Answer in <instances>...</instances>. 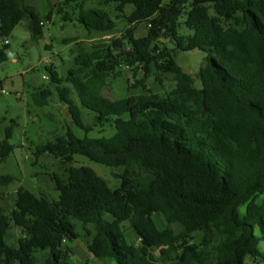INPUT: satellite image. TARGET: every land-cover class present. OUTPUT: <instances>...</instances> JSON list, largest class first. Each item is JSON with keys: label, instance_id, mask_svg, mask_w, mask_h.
Masks as SVG:
<instances>
[{"label": "trees", "instance_id": "trees-1", "mask_svg": "<svg viewBox=\"0 0 264 264\" xmlns=\"http://www.w3.org/2000/svg\"><path fill=\"white\" fill-rule=\"evenodd\" d=\"M88 1L47 0L49 12L42 15L37 0H0V37L5 38L0 63L9 59L6 38L22 22L35 41L54 15L90 33L114 35L93 48L77 42L75 68L67 77L46 66L73 122L86 132L109 126L113 134L80 138L68 129L36 145V154L49 153L68 164L82 154L123 167L114 174L120 185L111 187L90 166L69 165L66 174L53 176L58 200L20 186L9 213L0 203V264H38L40 259L73 264L71 243L81 237L75 220L87 234L88 226L94 227L91 255L115 264L264 261L259 249L264 204L258 201L264 196V0H101L100 6L87 8ZM129 5L133 10L126 14ZM142 24L146 31L138 37ZM195 49L207 54L197 76L177 61L181 52ZM124 62L145 77L137 81L138 93L111 100L101 90L111 76H121L117 68ZM150 76L161 86L170 80L175 87L153 90L146 84ZM64 82L73 86L79 104L61 86ZM53 94L51 86L37 88L33 104L48 106ZM84 109L94 123L85 120ZM14 128V120L0 121V163L14 150ZM13 181L12 175L0 176L4 186ZM156 213L163 214L164 228ZM13 225L21 230L17 245L7 242Z\"/></svg>", "mask_w": 264, "mask_h": 264}, {"label": "rangeland", "instance_id": "rangeland-1", "mask_svg": "<svg viewBox=\"0 0 264 264\" xmlns=\"http://www.w3.org/2000/svg\"><path fill=\"white\" fill-rule=\"evenodd\" d=\"M52 2H60L61 0H51ZM101 0L88 1L86 7H98ZM38 9L42 15L49 12L47 0H37ZM71 10V8H70ZM133 7L129 5L126 14H130ZM185 17L181 20L183 21ZM125 26V25H122ZM145 25H140L136 30V36L145 34ZM182 32L190 33L189 30L183 29ZM121 32H117L115 36H121ZM114 35H101L99 33H90L82 24L78 22H63L61 17L54 15L51 22H46L43 27V36L35 41L31 37V32L27 28L25 22L19 24L12 33L6 38L9 42V59L0 63V121L4 125H9L12 120L15 121L13 137L10 142L14 146V150L8 159L0 163V176L12 175L14 181L7 186L0 183V203L9 213L14 208V202L17 190L20 186L39 195L46 194L52 200L59 199V191L55 187L53 176L55 174L64 175L69 165H87L94 168L101 176H103L111 187H118L120 179L115 177V173H122L124 168H113L91 161L82 154H75L72 163L68 164L61 159L55 158L49 153L37 156L36 145L46 143L55 139L57 135L66 134L71 129L74 134L80 138L83 137H101L111 136L112 129L94 126L93 130L86 132L77 126L69 113L68 104L63 102L56 91V85L51 83L47 65H53L62 77H67L69 71L75 68V53L73 49L77 47L76 43L88 48H93L98 41L108 43ZM78 37L77 41L66 42L67 38ZM5 44V38L0 37V46ZM46 45H50L46 48ZM207 54L200 49L188 52H181L177 56V61L185 71L197 76L200 67L206 62ZM121 72V76H111L107 84L101 90L102 94L107 98L114 100L128 95L138 93L137 81L145 77L142 70L135 72L132 67L125 62L121 67L117 68V72ZM149 88L165 92L171 91L175 87V82L167 80L161 86L154 76H150L146 80ZM51 86L54 90L53 96L50 98L48 106L38 107L33 104L32 92L41 87ZM61 86L70 90V96L78 104L80 103L77 92L69 82H64ZM196 86L200 87V80L197 78ZM85 120L88 123H94L93 114L88 110L83 111ZM102 130V133H101ZM3 137V134L2 136ZM264 204V196L258 199ZM240 212L245 215L246 206L240 207ZM154 218L160 228L166 226V220L161 213L154 214ZM76 223L77 231L81 237L72 242L75 254L71 260L73 264H115L111 260L96 259L91 255L88 244L92 241L95 234L94 227L88 226L91 233L87 234L83 228V223L79 220ZM123 228L131 241H136L135 235L130 230V223H123ZM179 229V225H176ZM258 237L262 236L261 228L256 227L255 231ZM21 237V230L16 226H12L10 235L7 238L8 244L18 243ZM195 240L200 238L199 234L194 235ZM259 249L264 256V239L260 240ZM247 264H264L261 258L255 260L252 257L246 259ZM40 259L38 264H42Z\"/></svg>", "mask_w": 264, "mask_h": 264}, {"label": "built area", "instance_id": "built-area-1", "mask_svg": "<svg viewBox=\"0 0 264 264\" xmlns=\"http://www.w3.org/2000/svg\"><path fill=\"white\" fill-rule=\"evenodd\" d=\"M8 41H6V43H7Z\"/></svg>", "mask_w": 264, "mask_h": 264}, {"label": "crops", "instance_id": "crops-1", "mask_svg": "<svg viewBox=\"0 0 264 264\" xmlns=\"http://www.w3.org/2000/svg\"><path fill=\"white\" fill-rule=\"evenodd\" d=\"M179 63V62H178ZM180 64V63H179Z\"/></svg>", "mask_w": 264, "mask_h": 264}]
</instances>
